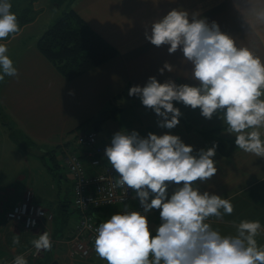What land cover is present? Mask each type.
<instances>
[{
  "label": "clouds",
  "instance_id": "clouds-1",
  "mask_svg": "<svg viewBox=\"0 0 264 264\" xmlns=\"http://www.w3.org/2000/svg\"><path fill=\"white\" fill-rule=\"evenodd\" d=\"M11 8L9 0H0V40L22 32ZM254 15L264 24V7ZM145 38L158 48L167 45L169 54L181 51L182 62L192 66L190 78L198 82L177 84L168 79L160 83L151 76L143 87L129 89V96L139 97L160 118L158 126L173 129L179 124L182 113L173 102L199 108L209 120L220 113L237 148L264 158V57L238 45L218 22L179 8L152 22ZM7 52V45L0 43V81L19 75ZM165 70L171 73L174 67L165 62L160 74ZM216 148L214 143L197 156L192 154L193 146L177 135L150 132L144 138L135 130L116 132L105 149L108 163L119 174L113 187L124 188L125 194L133 190L143 213L128 211L125 205L123 213L101 223L94 238L97 256L106 264H264V246L256 240L262 227L258 220H242L235 235H222L207 223L210 217L223 219L234 211L229 199L194 187L195 182L204 183L217 173ZM170 184L177 187L169 198ZM153 209L159 210L161 220L155 235L147 218ZM30 224L35 226L34 221ZM12 243L19 245V235ZM32 244L37 253L52 248L47 231ZM12 264L28 262L17 255Z\"/></svg>",
  "mask_w": 264,
  "mask_h": 264
},
{
  "label": "crops",
  "instance_id": "crops-1",
  "mask_svg": "<svg viewBox=\"0 0 264 264\" xmlns=\"http://www.w3.org/2000/svg\"><path fill=\"white\" fill-rule=\"evenodd\" d=\"M71 7L97 34H101L117 49L114 57L77 75L73 80L65 78L39 51L36 41L35 44L28 43L26 38H17L20 34L15 38L0 40V43L7 45V55L19 73L17 77L5 76L0 81V113L16 121L22 132L20 134L34 143L35 153L45 152L50 147L55 150L51 157L57 169L60 164L56 162V151L61 153L63 144H71L65 139L66 132L73 139L76 132L94 129L98 140L111 141V135L101 133V121L97 128L93 122L99 120L101 113L121 96L139 99L128 95L131 87H143L151 76H155L160 83L172 79L177 84L198 85L190 78L192 66L182 62L181 51L169 54L167 45L158 48L145 38V32H151L152 22L161 19L170 10L179 8L190 14L198 12L209 22H218L221 30L232 35L238 45L248 46L264 57V24L259 23L254 15L256 10L264 7V0H74ZM34 40H37L36 35ZM165 62L170 63L174 71L169 73L165 70L161 75L159 69ZM173 103L182 113L175 128L159 127L160 118L150 109L148 118L142 121L144 131L156 135H177L186 145L193 146L192 154L197 156L199 150H207L215 143L217 148L213 159L217 173L204 183L195 182L194 187H198L201 193L207 191L229 199L234 211L231 215H224L223 219L210 217L207 223L222 235H235L236 225L242 220H258L262 226L259 234L264 237V158L237 148L235 136L226 132L227 126L219 118L222 114L217 113L209 120L200 114L199 108L193 110L180 102ZM123 108L124 105L118 107ZM4 134L6 136L3 137L7 138V133ZM65 171L64 175L57 173L58 179L62 181L68 175L71 192L73 182L68 171ZM15 179L9 177L0 187V264H6L15 254L30 250L32 241L44 231L50 235L52 248L42 251L36 260L24 253L28 264H49L52 260H57L58 264H106L97 256L94 246L88 259L70 258L62 240L72 229L74 218L72 226L65 231L57 223L53 224L55 214L52 204L43 205L35 193L33 202L42 204L54 217L32 230H25L21 225L4 226V210L19 201L25 190L31 188L25 185L28 180L23 172L18 173ZM176 187L175 184L169 185V198ZM70 201L71 198L63 203ZM67 208H70L69 204ZM118 208L101 210L110 219L111 214L118 213ZM97 210H94L95 217L100 223L105 222L106 219H100ZM147 218L155 235L161 224L159 210H151ZM16 235H19V245L12 243Z\"/></svg>",
  "mask_w": 264,
  "mask_h": 264
},
{
  "label": "rangeland",
  "instance_id": "rangeland-1",
  "mask_svg": "<svg viewBox=\"0 0 264 264\" xmlns=\"http://www.w3.org/2000/svg\"><path fill=\"white\" fill-rule=\"evenodd\" d=\"M31 1H34V6L39 5L42 11L36 16L35 21L28 22L21 27L22 32L17 38H26L28 43L37 41L34 40V35L38 39L42 32L55 22V19L65 8L64 5L56 7L52 3V0H10L11 5L16 3L14 6L12 5L11 11L15 15H19L23 9L22 7L30 5ZM26 14L27 17L33 16L34 9L26 11ZM116 101H113V104L109 105L101 113V117H99V120H101V127H99L102 131L101 133L111 135L110 137L112 138L116 132L120 131H126L128 133L134 130L138 133L145 132L144 128H142V121L143 118H148L151 110L142 105L140 98L135 99L133 97L121 96ZM122 105H124V108L118 109ZM9 127H11L13 136L9 133ZM19 128L13 118L5 115V113H0V187L2 188L1 185L4 184L3 182L5 180H9V177L16 180V175L23 172L26 180H28L25 185L31 187L29 189L33 191V194L35 193L37 195V200L43 205L45 203L52 204V210L55 214L52 222L53 224L57 223L65 231L72 226L76 212L69 208L62 214L63 211L61 210L62 205H60V201L68 202L72 195L69 189V176L65 175L66 178L62 181L58 179L57 173L64 175L66 172L62 167L63 155L56 151V162L60 164V168L57 169L51 157L55 153V150H51L50 147L45 152L40 151L39 153H35L34 143L28 137H25L24 134H20L22 132ZM3 131L7 133V138L3 137L6 136ZM70 135L72 134L70 133ZM66 136L65 139L72 143L73 139L69 136V132H66ZM39 146L42 147L41 144ZM53 147L54 149L56 148L55 146ZM4 212H6V209ZM97 212L103 221L108 219L103 210L99 209ZM5 215L3 219L4 226L17 225L9 224L5 220ZM256 240L258 245H264V237L261 234L258 233ZM58 250L60 251V249Z\"/></svg>",
  "mask_w": 264,
  "mask_h": 264
},
{
  "label": "built area",
  "instance_id": "built-area-1",
  "mask_svg": "<svg viewBox=\"0 0 264 264\" xmlns=\"http://www.w3.org/2000/svg\"><path fill=\"white\" fill-rule=\"evenodd\" d=\"M146 138L148 132L139 133ZM94 129L75 134L73 142L63 144V167L68 171L71 180V207L76 212L73 227L62 240L66 246V253L70 258L88 259L94 246L96 229L101 224L94 215V210L119 207L118 213L127 210L140 211L139 198L131 189L125 194L124 188L113 187L119 174L111 167L105 156V149L111 141H100ZM33 192L27 189L23 197L12 204L5 212V220L9 224L23 226L25 230H32L40 226L46 219L54 216L42 204L33 202ZM151 199V197H150ZM148 215V214H147ZM35 222V226L30 224ZM25 253L36 260L42 251L32 245ZM24 254V253H23ZM15 254L6 264H12Z\"/></svg>",
  "mask_w": 264,
  "mask_h": 264
},
{
  "label": "trees",
  "instance_id": "trees-1",
  "mask_svg": "<svg viewBox=\"0 0 264 264\" xmlns=\"http://www.w3.org/2000/svg\"><path fill=\"white\" fill-rule=\"evenodd\" d=\"M73 1L52 0V3L56 7L65 5V8L55 19V22L45 29L36 41L39 51L57 67L58 71L65 78L72 80L77 75L92 69L117 54L115 46L108 43L101 34H97L87 24L88 22L71 7ZM14 4L16 3L12 5L14 6ZM22 8L21 13L16 15L20 27L28 22L35 21L36 16L42 11L41 7H34V1H31L30 5ZM33 9L34 15L27 17L26 11ZM35 11L37 12L35 13ZM100 121L95 120L93 126L99 127ZM8 129L10 130L9 133L12 134L11 127ZM62 203H60L62 205V214L65 213L66 209H69L67 208L68 204L70 205V209L73 210L70 204L71 201L69 203ZM37 264L39 263L37 262Z\"/></svg>",
  "mask_w": 264,
  "mask_h": 264
},
{
  "label": "water",
  "instance_id": "water-1",
  "mask_svg": "<svg viewBox=\"0 0 264 264\" xmlns=\"http://www.w3.org/2000/svg\"><path fill=\"white\" fill-rule=\"evenodd\" d=\"M85 130L81 131L80 133L84 132ZM59 262L57 260H52L49 264H58Z\"/></svg>",
  "mask_w": 264,
  "mask_h": 264
}]
</instances>
